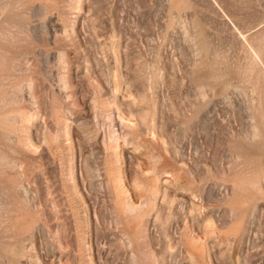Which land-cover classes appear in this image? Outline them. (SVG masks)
<instances>
[{
  "label": "rangeland",
  "instance_id": "obj_1",
  "mask_svg": "<svg viewBox=\"0 0 264 264\" xmlns=\"http://www.w3.org/2000/svg\"><path fill=\"white\" fill-rule=\"evenodd\" d=\"M0 264H264V0H0Z\"/></svg>",
  "mask_w": 264,
  "mask_h": 264
}]
</instances>
